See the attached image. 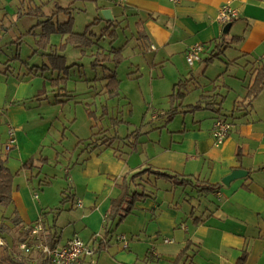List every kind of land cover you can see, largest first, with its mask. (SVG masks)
Masks as SVG:
<instances>
[{"label":"crops","instance_id":"1","mask_svg":"<svg viewBox=\"0 0 264 264\" xmlns=\"http://www.w3.org/2000/svg\"><path fill=\"white\" fill-rule=\"evenodd\" d=\"M92 2L96 8V18L102 19L100 25L106 23L100 14L104 9L110 11L113 22L120 23L121 28H124L122 23L127 18L131 19L134 25L141 22L147 36L148 49L155 52L151 65L153 67L171 65L172 69L176 70L175 83L179 80L192 79L189 94L198 91V100L202 95L206 99L205 102L214 101L215 94L219 95V99L223 98L221 114L233 117L229 119L230 131L222 145L214 143L212 128L217 115L212 109L216 107L182 113L179 114L184 116L181 121H175L179 116L177 115L169 122L165 115L169 108L167 95V109L152 114L149 121L150 124L157 122L159 125L149 130L139 128L141 136L137 141L136 151L118 157L117 154L120 153L113 149H105L98 154L93 152L88 155L80 152L76 158L73 156L68 158L65 155L67 152L62 149L68 131L60 130L61 125L57 119L55 122L51 121L46 112L44 117H35L29 122L30 116L27 111L29 109L24 105L11 104L21 102L28 96L33 97L29 93L30 89L35 91L34 84L25 75L22 78L3 76L4 79H0V152L6 155V166L9 170L18 173L14 178L13 202L8 206L13 209L10 213L0 210V223L10 230L6 237L12 242L8 244L0 238L5 250L13 253L11 246L16 245V254L29 258L18 252L20 234L15 240L11 236L13 232H24L26 226L40 220L41 214L44 213L45 239V235L49 234L47 228L52 226L55 229L60 214L68 212L69 218L72 219L68 225L72 231L65 239H62L56 230L53 233L58 236L59 247L65 246L76 236L94 250L91 257L82 258L81 264H172L187 243L190 244V249L177 264H264V90L255 99L250 110L234 113L232 110L237 99L233 101L230 111H225L226 96L222 94V91H231L230 85L225 81L230 75L222 77L230 68L237 70L236 75L232 76L234 79L247 85L251 79L250 73H246L247 68L236 64L230 65L229 62L246 54V57L238 60L239 63L244 64L248 60H253L254 67L264 65V1L92 0ZM12 3V0H6L4 6L6 14H11L10 16L15 15ZM223 7L235 11V16L224 22L219 20V12ZM229 22L232 25L228 36L221 38L225 36L222 34L223 27ZM236 36H241L243 40L236 46L226 48L231 38ZM220 42L222 45H218ZM196 44L203 45L204 51L200 60L189 66L186 54L188 49ZM216 46L219 47L214 50ZM213 50L215 54H220L219 58L205 65L203 61ZM19 59L25 62L20 57ZM20 61L11 62L9 65L13 63L21 65ZM217 61L223 63L227 69L214 78H208V66ZM136 67L134 73L129 75V78L135 81L139 78L137 73L139 67ZM201 67L202 70L197 75ZM196 78L200 80L195 82ZM247 85L244 86V93L238 100L245 97ZM123 87L120 83V95ZM121 97L122 100L127 99L126 96ZM186 97L183 105H194L185 103ZM37 106L41 107V103L39 102ZM186 115H192V119H189L191 124H187ZM69 119L66 120L65 117L71 124L72 121ZM91 123L93 122H90L91 127L97 128L96 122ZM143 124L144 121L141 126ZM9 128L15 132L16 143L11 151L5 152ZM89 132L90 137L93 130ZM73 134L79 141L89 138L82 139L76 133ZM118 149H121V152L129 150L126 146ZM38 157L48 161L42 168H38L39 162L36 161ZM29 160H34L35 168L31 171H21L22 165ZM56 166L60 169L58 173L53 172ZM147 166L196 178L212 186L218 185L220 189L216 193L201 196L190 188L169 191L168 185L160 184L155 198L138 203L134 213L115 230L107 247L98 250L106 212L111 201L122 193L119 185L123 180L128 182L132 174ZM45 168L49 173L46 176L51 177L52 181L60 177L65 181V184L56 181L54 187L51 182L55 196H49L45 192L37 196L29 184L31 180L30 177L27 178L28 172L30 175L35 171L39 174ZM237 169L245 170L247 175L225 186L222 180ZM64 191L70 192L74 200L68 202L67 209L62 207L63 211L55 215L50 210L57 207L55 204ZM207 196L211 199L209 203L202 201L203 197ZM12 220H17L18 225L13 226ZM121 236L127 242L126 248L121 243ZM94 256H97L95 262ZM30 257L33 259L23 261L28 264H37L41 261V257L35 254Z\"/></svg>","mask_w":264,"mask_h":264},{"label":"rangeland","instance_id":"2","mask_svg":"<svg viewBox=\"0 0 264 264\" xmlns=\"http://www.w3.org/2000/svg\"><path fill=\"white\" fill-rule=\"evenodd\" d=\"M5 1L6 0H0V79H4L3 76L5 75L10 77L20 76V78L25 75V77H28L29 81L36 87L34 92L33 89H30L29 94L33 95V97L28 96L23 100L25 104L24 107L29 109L27 110L30 116L29 122H32V118L44 117L46 112H48L46 115L51 117V121L55 122L57 119L61 125L60 130L63 129L68 131L64 148H62L67 152L65 155L68 158L71 156L76 158L83 148V144L76 146V142L79 140L75 138L73 133H76L78 137L85 139L89 137V130H91L90 122H93L91 124L95 123L93 119L90 121L87 116V104L89 105L90 110L95 112L96 116H100L102 114L103 107L107 108L105 111H107L108 117H105L104 119L99 118L100 120L98 119L96 121L98 126L93 130H111V134H114L115 130L117 136L125 137L131 131L137 130V128L149 130L150 128L159 125L157 122L150 124L149 121H151L152 114L167 109L168 105L166 97L172 92L173 84L177 81L175 80L176 70L172 69L171 65H156L153 67L151 65V59L155 52L149 51L144 54H140L137 47V41L135 40L136 28L131 19L127 18L122 23V26L127 28L125 31H121L120 29L117 30L118 39L112 44V47L114 48H120L122 45L125 46L123 49L125 60H123L117 67L116 73L117 78L122 81L121 84L124 86L121 95L126 96L127 99L106 100L104 92L108 72H105L102 67L94 71L90 66V62L93 60L92 55L96 53L98 48L105 51H108L111 48L110 40L107 37L104 39L100 38L102 34L101 30L105 27V24H96L92 26L91 32L93 33L92 39L94 41L99 40L97 45L90 49L68 46L65 50L64 55L66 56L67 66H71L70 80L66 87L68 90L73 91L75 96L63 107H55L47 102L48 100L49 102L54 100L53 93L50 92L47 80L55 78L56 74H52L48 70H34L33 74H29L30 69L28 68L32 66L41 67L43 64H47L48 62L40 56L43 51H39L37 54H33L32 56L37 36L34 34L26 35V32L37 23V20H44L49 17L53 11H56V5L62 8H67L70 0H12V9L15 13L14 16L6 14V11L4 10ZM72 7V14L74 17L73 31L76 33H82L85 27L91 24L96 18L95 5L92 0H79L76 1V4ZM26 12L30 15H27ZM41 13L42 15H40ZM31 14H36L39 17L37 18ZM65 19L64 15L59 14V22L64 21ZM33 32L38 34L39 29L35 28ZM227 36L228 34L225 35V38H227ZM229 36H231V33ZM61 40L60 36L53 35L50 39V44L51 46H58L61 43ZM81 51H83V53H81ZM16 54L21 58V60L28 62V66L25 67L19 63H13L9 70L8 68L6 69L4 62ZM146 64H148V66ZM136 66L139 67V71L137 72L139 78L135 81L134 79H130L129 75L136 70ZM111 67L112 66L110 65V68ZM225 69L227 68H225L223 63L218 61L214 62L208 66L209 75L207 77L214 78L218 74L225 71ZM201 70L202 67L197 72V75H199ZM34 73L36 75H34ZM205 73V75H207V72ZM236 73L237 70L235 68H230L226 74L222 75V77L230 75V77H227L225 81L230 85L231 91H222V94L226 96L224 102L225 111H230L233 101L235 99H240L241 95L244 93V86L247 85V83L245 84V82L238 81L232 77L236 75ZM199 80L200 79L196 78L195 82ZM43 87H45V90ZM38 90H41L44 93L47 92L49 95L47 101L40 102L41 107L37 106L39 102L34 99V95L40 93ZM198 96V91H192L189 96L186 97L185 103H193L195 105L196 102L199 101ZM8 106L9 105L7 104V107ZM55 116L56 118H54ZM186 116H188L187 124H191L189 119H192V115ZM65 117L66 120L70 117L69 120L72 121V123L70 124L67 122ZM112 117L118 118L124 123L114 128L110 123V118ZM183 117L184 116L179 115L176 117L175 121L179 122ZM161 119L165 118L161 117ZM142 121H144L143 126H141ZM46 170L48 169L45 168V170L38 175L37 171H35L33 175H30L29 172L27 174V178L30 177L31 180L29 183L32 186L31 189L37 196L41 195L43 192H45V194H49V196H55L54 189L52 188L56 186V181H62L65 184V181L61 179L62 177H60L53 179V187H51V185L39 186L38 182L43 180V178L49 174ZM58 171H60L59 166H56L53 172L58 173ZM61 199L62 195L58 203L55 205L57 207H64L67 209L69 203L61 205ZM203 200L207 203L211 201L208 196L203 197L202 201ZM12 209V207H3L0 205L1 211L10 213ZM50 221L51 225L52 219ZM56 222L57 224L55 229L52 227L50 231L53 233V231L56 230L57 234L60 235L62 239H65V237H67L72 231L69 229L71 226L68 225L72 222V219L69 218L68 212H62ZM66 228L68 229L65 231ZM19 234L20 231H16L13 232V235L11 236L16 240ZM15 246L16 245L11 246V250L18 260H29V258L32 260L34 258L33 256V258L30 256L29 258H25L17 255L15 252ZM4 253L5 247L3 245L0 246V256ZM96 257L97 256L93 257L94 262Z\"/></svg>","mask_w":264,"mask_h":264},{"label":"trees","instance_id":"3","mask_svg":"<svg viewBox=\"0 0 264 264\" xmlns=\"http://www.w3.org/2000/svg\"><path fill=\"white\" fill-rule=\"evenodd\" d=\"M76 1L79 0H70V3L67 8H62L56 5V11H53L52 14L44 20H37V23L26 32V35L34 34L37 36V38L35 39V49L32 53V56L33 54H37L39 51H43L40 56H42V58L46 59L48 62L47 64H43L41 67L32 66L28 68L30 69L29 74H33L34 70H48L52 74H56L55 78L47 80L50 92L53 93L54 100L52 102H49L48 93H44L42 91L34 97L35 101L37 102L48 100L47 102L52 104V106H64L66 103L71 101V99L74 98L75 93L73 91L68 90L66 87L70 80L71 66H67L66 56L64 55L65 50L68 46L90 49L98 44L99 40L94 41L92 39L93 33L91 32V28L96 24H100V21H102L101 18H95V20L91 24L85 27L82 33H76L73 31L74 17L72 14V6L76 4ZM26 14L30 15L28 12H26ZM59 14L64 15L66 19L64 21L59 22ZM31 15L36 16L37 18L39 17L36 14ZM40 15H42V13ZM142 27L143 26L141 22H137L135 24V40L137 41V47L140 51V54L149 52L147 46V36L144 33ZM35 28L39 29L38 34L33 32ZM118 29L124 31L126 27L121 28L120 23L113 21L105 23V27H103L101 30L102 34L100 38L104 39L105 37H107L110 40L111 48L108 51L100 50V48H98L96 50V53L92 55L93 60L90 62L92 70L96 71L98 68L102 67L105 72H108L104 92V96H106V100L108 101L122 99L119 92L121 81L117 78L116 69L121 64V62L125 60V57L123 55L124 45H122L120 48L112 47V44L118 39ZM53 35H58L62 39L61 43L58 46H51L50 44V39ZM221 38H225V36H222ZM242 40L243 38L241 36L232 37L231 40L228 42L226 48L236 46ZM218 45H222L221 42ZM218 47L219 46H216L214 50L218 49ZM214 50L208 53L209 55L203 61L205 65H208L209 63L219 58L220 54H215ZM223 52L224 50H222V53ZM81 53H83V51H81ZM244 57H246V54H243L237 59L229 62L230 65L236 64L247 68L246 73H250L251 77L250 82L246 87L245 97L242 100L235 101L232 110L233 113L236 111L250 110L255 99H257V97L264 90V65L254 67L253 60H248L244 64L239 63L238 60ZM14 61H20L19 56L17 54L5 63L6 69L8 68L9 70L11 67L9 63ZM20 63L25 67L28 66V63L26 61H20ZM110 65L112 66L111 68ZM34 75L36 74L34 73ZM217 78H219V76ZM192 83L193 80L188 78L184 80H179L173 85L172 92L168 95L169 108L165 113L168 121H172L175 116L182 113L205 110L208 107H216V109H212V111L217 115L216 120H223L231 124V121L229 119L233 117H226L221 114L223 98L219 99V95H213L214 101L212 102H205L206 99H204V97L201 95L199 102H197L195 105H183L182 102L184 101L185 97L189 94V89ZM218 99L219 101H217ZM11 104L25 105L24 101L12 102ZM86 106L88 107L87 116L89 119H93L96 122L99 118L104 119L105 117H108L107 111H105L107 109L106 107L102 108L103 110L100 116H96L95 112L90 110L89 105L87 104ZM110 123L112 127L116 128L124 122L122 120H119L118 118L112 117L110 118ZM94 128H96V126L91 127V130H93ZM110 131L111 130L103 129L93 130L91 136L87 140L79 141L76 146H78L79 144H83L81 152L87 153L88 155L93 152H97L98 154L105 149H113L114 151L120 153L117 154L118 157H124L126 155H129L131 152L136 151L137 141L141 136V132L139 131V129L131 131L125 137L117 136L115 130L114 134H111ZM119 145L120 147H118ZM121 146H126L129 150L121 152V149H118L121 148ZM6 161V155L0 152V205L3 207H8L13 202V195L15 192L14 178L18 175V173H12L9 170V168L6 166ZM36 161L39 162L38 168H42V166L48 162L47 159L43 157H38ZM34 168V160H29L28 162L22 165L21 171H31ZM51 182L52 178L45 176L43 180L38 182V184L39 186H50ZM160 184L168 185L169 191H173L177 188H190L192 190H195L197 195L201 196L216 193L220 189V186L218 185L212 186L207 184L206 182H201L196 178H191L189 176L184 175L181 176L147 166L142 170L132 174L128 182L126 180H123V183L119 185L122 193L117 199L111 201L110 206L106 212L103 221L102 239L99 242L98 250H104L107 247L109 239L115 233V230L128 216L134 213L135 207L138 203H141L146 199L155 198L157 191L161 187ZM244 188L247 189L246 186H244ZM61 195V205H64L68 202H73L74 200L73 197L70 195V192L64 191L61 193ZM61 211H63L62 207H56L50 210V212L54 213L55 215H58V213ZM14 214H16V212H14ZM44 215V213L41 214L40 220L45 231L46 224L43 219ZM11 223L13 224V226H16L19 222L17 220H12ZM51 228L52 226L47 228L49 234L45 235V241L49 246H55L58 243V236L57 234L50 233ZM9 233L10 230L8 229V227L5 226L3 223H0V238L5 240L6 243L11 244L12 242L8 241L6 237ZM27 235V232L21 231L20 236L18 237V242H23L27 238ZM189 249L190 244L187 243L185 248L179 254L178 258L172 264H177V261L183 258L188 253ZM43 263L44 261L41 259V261H39L37 264ZM0 264H28V262L18 260L12 252L5 250V253L0 256Z\"/></svg>","mask_w":264,"mask_h":264},{"label":"built area","instance_id":"4","mask_svg":"<svg viewBox=\"0 0 264 264\" xmlns=\"http://www.w3.org/2000/svg\"><path fill=\"white\" fill-rule=\"evenodd\" d=\"M125 1V0H120ZM173 1V0H172ZM235 16V11L228 7H223L219 12V20L226 21ZM153 49V47H152ZM204 51V46L201 44L193 45L188 49L186 61L189 66L200 60V56ZM231 124L216 120L212 128V137L214 143L218 146L225 141ZM15 132L9 128L7 132V141L4 146V151L9 152L15 147ZM28 233L27 238L17 245V250L24 256L37 255L44 261L43 264H81L83 257H91L94 250L86 246L78 237L74 236L65 246L58 245L49 246L44 239V229L40 220L28 225L24 228ZM123 247H127V242L123 236L120 237ZM0 245H3L0 242ZM153 255V254H152Z\"/></svg>","mask_w":264,"mask_h":264},{"label":"water","instance_id":"5","mask_svg":"<svg viewBox=\"0 0 264 264\" xmlns=\"http://www.w3.org/2000/svg\"><path fill=\"white\" fill-rule=\"evenodd\" d=\"M100 14L102 16V18L106 21V22H112L113 21V17L111 16L110 14V11L109 10H101L100 11ZM231 22L225 24V26L223 27V30H222V34L223 35H226L229 33V30H230V27H231ZM247 175V172L245 170H242V169H237V170H234L232 171L228 176H226L223 180H222V183L225 185V186H228L232 181L234 180H237V179H240V178H243Z\"/></svg>","mask_w":264,"mask_h":264}]
</instances>
